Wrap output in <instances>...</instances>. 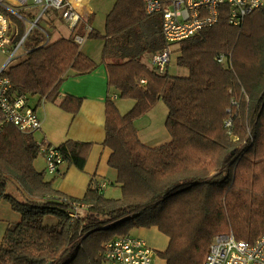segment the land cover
<instances>
[{
    "label": "trees",
    "instance_id": "obj_1",
    "mask_svg": "<svg viewBox=\"0 0 264 264\" xmlns=\"http://www.w3.org/2000/svg\"><path fill=\"white\" fill-rule=\"evenodd\" d=\"M161 17L146 12L145 0H116L104 32L89 33L104 42L109 86L135 100L124 114L107 100L104 144L120 197L94 180L81 198L62 193L35 168L45 142L11 123L0 131V200L20 214L5 232L0 264H106L105 243L154 226L170 238L159 254L168 264H203L216 235L233 231L253 242L264 233V4L238 27L223 11L179 42L177 64L187 75L157 73L143 61L167 45ZM29 46L7 75L18 93L39 100H56L70 70L98 66L75 36L43 44L37 34ZM160 100L171 139L150 146L135 122ZM61 105L76 113L81 101L67 96ZM86 145L57 148L83 169Z\"/></svg>",
    "mask_w": 264,
    "mask_h": 264
},
{
    "label": "built area",
    "instance_id": "obj_2",
    "mask_svg": "<svg viewBox=\"0 0 264 264\" xmlns=\"http://www.w3.org/2000/svg\"><path fill=\"white\" fill-rule=\"evenodd\" d=\"M83 1L85 0H0V51L6 52L11 44L15 45L10 57L0 68V131L8 123L15 125L23 133L35 132L41 128V119L30 96L14 89L7 70L18 50L35 29L43 38L44 44L50 42L51 35L48 32L45 35L44 28L39 26L44 13L49 10L61 11L62 19L70 28L75 29L82 19L79 4ZM263 4L264 0H145L148 14H162L161 31L167 44L164 49L153 54L150 67L157 73H165L175 46L192 37L198 30L215 25L223 11L228 21L238 27L248 14ZM32 8H39L34 18L28 14ZM14 17H19L25 24L30 21L31 27L28 30L26 28L23 34L20 33L13 25ZM83 40L80 34L75 35L77 43H82ZM219 61L223 62L224 56ZM117 97V93L111 94V99ZM40 152L44 154L49 173L59 172L60 166L66 162L60 149L52 144H42ZM106 185L99 184V190H103ZM154 255L155 250L146 240L132 234L105 243L106 264H155ZM203 264H264V233L253 242L238 239L233 231L216 235Z\"/></svg>",
    "mask_w": 264,
    "mask_h": 264
},
{
    "label": "crops",
    "instance_id": "obj_3",
    "mask_svg": "<svg viewBox=\"0 0 264 264\" xmlns=\"http://www.w3.org/2000/svg\"><path fill=\"white\" fill-rule=\"evenodd\" d=\"M38 10L39 8L30 9L31 12L28 13L29 16L34 18V15L37 14ZM80 21H83V24H79L80 26L78 25L79 30L85 29L88 34L87 37L89 38L90 31L95 28L90 26L88 20H84L83 17ZM26 28V25H24V31H22V34L25 32ZM37 34L39 35V33ZM77 34L79 33L70 34L68 36L58 35L53 41L60 37L75 36ZM42 41H44L43 38ZM53 41L50 39L49 43ZM84 41L85 40H83V42ZM78 44L80 45L81 43ZM103 45L104 42L101 51L97 53L100 54L99 57L82 49V51L98 62V66L95 69L84 74L70 70L59 87V95L56 100H39L38 96H34V99L36 100L32 103L42 122L41 128L37 130V132H33V136L37 142H45L52 144L53 146H61L67 141L88 144L84 150L86 164L83 169L66 161L60 166L61 168L59 172L52 174L46 169L47 163L43 156L44 154L40 153L39 155L43 157L44 162H42V164H40L37 159L35 160V168L44 172L46 180H52L54 187L57 190L76 198H81L86 194L92 180L99 184L106 183L107 185L103 189L104 192L109 185L115 184L117 179V171L108 163L111 150L105 146L104 143L106 140L107 100L111 98L112 93L118 91L109 86L108 70L106 64L102 62ZM153 54L154 53L151 55L153 56ZM67 96H74L80 99L81 105L76 113L65 109L61 105V102ZM119 97L114 98V101L120 109L116 102ZM165 122L166 120L164 123ZM143 133L139 131L141 140H144L143 142L150 146L164 144L171 139L167 127L156 131H152V129L149 128L146 131L143 130ZM49 176H51V178ZM118 186L120 187L119 184ZM19 220L20 214L13 210L9 201L6 199L0 200V245L7 228ZM136 229L137 235L134 236L146 240L154 250L157 249L161 252L168 247L170 238L160 231L157 226L138 227ZM154 261L155 264H168L167 260L161 256L156 257L154 255Z\"/></svg>",
    "mask_w": 264,
    "mask_h": 264
},
{
    "label": "rangeland",
    "instance_id": "obj_4",
    "mask_svg": "<svg viewBox=\"0 0 264 264\" xmlns=\"http://www.w3.org/2000/svg\"><path fill=\"white\" fill-rule=\"evenodd\" d=\"M116 0H85L82 3L79 4V9L82 14V17L84 20H88V24L96 29V31L104 32L105 30V23H106V16L111 11L115 4ZM32 1L29 2L31 4ZM62 13L61 11L56 10H49L46 13H44L41 16L39 26L44 28L43 33L47 35V32L51 35V39H53L60 35V36H68L70 34H76L79 33L83 38L84 42L80 44L81 49L88 51L89 53H92L94 55H97L96 57H99L100 54H97L101 51L103 41L101 38L96 37H87V31L85 29L79 30V26L76 29H72L69 27L67 22H65L62 19ZM33 20V19H32ZM79 24H83V21H80ZM13 25L18 28V31L22 33L24 31V25H26L27 30L31 27V22H27L26 24L23 22V20L14 17L13 18ZM19 33V35H20ZM37 35V29H35L31 36L27 38L25 44L18 50L17 54L15 55L14 59L11 61L12 64L15 62H18L25 58L26 53L29 49V45L33 42V39ZM44 35V36H45ZM179 45H176V48ZM15 45L11 44V46L8 47V50L6 52L0 51V68L3 63H5L8 58L11 55V51L14 49ZM176 48H174L176 50ZM150 57H152L151 54H147L143 57V61L147 63L150 66ZM10 62V63H11ZM10 64V66L12 65ZM169 73L175 74V75H187L189 73V69L186 67L180 66L177 64V53L174 51L171 55V61L168 65ZM114 92V91H113ZM118 93V92H117ZM31 95V94H30ZM31 102L34 103L36 99H34L33 95L30 97ZM116 102L118 103L120 110L122 113H127L135 103V100L132 98H123L119 97ZM168 115V107L164 103L163 100H160L149 112L142 115L140 118L136 120V125L139 128V131L143 133V130L152 129V131H156L161 128H165L166 125L164 121L167 119ZM144 127V128H143ZM37 132V130H36ZM144 134V133H143ZM142 136V135H141ZM144 141V140H143ZM37 161L42 164L43 157L39 156L37 158ZM51 178V176H49ZM16 193L12 187H10L9 191ZM105 195L108 197H120L122 195L121 188L118 186V184L115 182V184L109 185L105 191ZM18 198H20L18 196ZM53 218V217H49ZM46 220V219H45ZM48 222V219L45 221ZM132 235H137V229H131L130 232ZM160 252L156 249L155 250V256H161L159 255Z\"/></svg>",
    "mask_w": 264,
    "mask_h": 264
}]
</instances>
